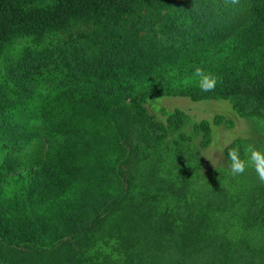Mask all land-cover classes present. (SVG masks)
I'll use <instances>...</instances> for the list:
<instances>
[{
    "label": "trees",
    "instance_id": "16d2710c",
    "mask_svg": "<svg viewBox=\"0 0 264 264\" xmlns=\"http://www.w3.org/2000/svg\"><path fill=\"white\" fill-rule=\"evenodd\" d=\"M1 62L0 264H264L252 237L264 233V186L205 173L201 158L213 126L236 122L188 132L184 110L156 104L227 101L264 123V0H0ZM196 67L217 77L213 91ZM51 101L130 148L127 186L82 184L62 148L33 143L40 125L16 119ZM235 146L246 159L240 138L226 159ZM243 215L259 225L242 228Z\"/></svg>",
    "mask_w": 264,
    "mask_h": 264
},
{
    "label": "rangeland",
    "instance_id": "374dc122",
    "mask_svg": "<svg viewBox=\"0 0 264 264\" xmlns=\"http://www.w3.org/2000/svg\"><path fill=\"white\" fill-rule=\"evenodd\" d=\"M160 32L161 30L156 27V34L159 38H161ZM150 34L154 35L151 31ZM19 50L20 47L18 45L10 46L4 58L16 56ZM3 64V62L0 63L1 68ZM159 100L161 101L156 103L157 106H164L169 110L182 109L190 116L187 127L188 132H191L194 123L203 119L212 121L217 115H224L236 122V127L231 130L225 127L213 126V142L208 149L201 150L205 173L216 167L228 168L224 150L227 145L237 138L244 140L247 146L251 144L259 149L256 145V138L259 137V133L264 135V123L240 118L227 101L192 102L188 98L180 97L161 98ZM42 107H44L42 111H35L36 113H32L31 116H29L30 112H28L24 115H19L16 119V121L22 123L23 127L31 122L37 126L40 125V128L34 130L36 137L32 140L33 143L39 142L38 144L45 145L49 149L62 148L65 159L69 163V168L77 172L76 174L82 184H117L127 186L134 155L125 143L115 140L111 136L108 125L99 121L82 124L83 118L73 121L70 117L72 112L65 113L62 108L57 107L52 101L48 104H43ZM6 121L8 122L9 119H6ZM96 152L104 155L103 160L96 158ZM62 165L65 167L64 162ZM120 170L124 171V176L120 174ZM242 175L248 188L256 185L264 186V184L259 182L254 169L244 172ZM254 221L255 219H249L247 215H243L240 218L244 229L252 228L253 225L258 226L259 221ZM252 234L255 243L264 242V233L257 234L253 232ZM233 246L234 244L231 245L230 250Z\"/></svg>",
    "mask_w": 264,
    "mask_h": 264
},
{
    "label": "clouds",
    "instance_id": "9594fccd",
    "mask_svg": "<svg viewBox=\"0 0 264 264\" xmlns=\"http://www.w3.org/2000/svg\"><path fill=\"white\" fill-rule=\"evenodd\" d=\"M236 0H233L235 3ZM201 92L213 91L217 84V77L201 67H196L193 73ZM246 159L241 158L240 147L235 146L228 150L227 161L231 175H242L248 168L255 170L258 180L264 184V151L253 145H248L244 150Z\"/></svg>",
    "mask_w": 264,
    "mask_h": 264
}]
</instances>
